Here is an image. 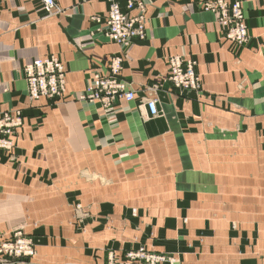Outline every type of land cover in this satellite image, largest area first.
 Listing matches in <instances>:
<instances>
[{
	"label": "crops",
	"instance_id": "1",
	"mask_svg": "<svg viewBox=\"0 0 264 264\" xmlns=\"http://www.w3.org/2000/svg\"><path fill=\"white\" fill-rule=\"evenodd\" d=\"M54 1L59 13L50 15L39 0H0V115H24L12 155L0 154V235L20 226L36 234L37 256L27 264H106L107 249L135 243L179 264H264V177L246 175L245 165L216 166L203 151L192 160L201 165L185 174L182 159L167 161L155 148L184 136L218 146L223 163L219 131L232 123L212 105L218 98L238 102L239 161L246 162L247 117L264 122V0H242L250 41L241 49L204 9L212 0L147 1L146 39L125 46L106 36L105 0ZM118 2L125 11L126 0ZM51 56L66 70L65 100L31 104L23 69ZM175 56L196 61L199 100L183 98L167 81ZM114 57L136 99H116L110 110L79 101L95 76L108 75ZM149 98L158 102V117L148 115ZM150 160L164 168L168 189L152 186L153 176L131 180ZM149 192L160 196L145 199ZM75 204L88 215L80 226Z\"/></svg>",
	"mask_w": 264,
	"mask_h": 264
},
{
	"label": "rangeland",
	"instance_id": "2",
	"mask_svg": "<svg viewBox=\"0 0 264 264\" xmlns=\"http://www.w3.org/2000/svg\"><path fill=\"white\" fill-rule=\"evenodd\" d=\"M245 19L246 21H248L246 17ZM223 37L226 40L225 33ZM226 41L229 42L233 47H236L237 49L246 47L250 41L249 27H248L247 41L243 45L233 44L228 40ZM51 57H55V56H51ZM47 58H40V59H47ZM55 58L59 61L57 57ZM32 63H30L29 65H31ZM59 63L61 64V73L63 74V78H64V81L60 89V95L54 97L53 99L40 98L39 100H32L30 99L27 90V99L31 104H35L37 102L44 100L47 102L48 107H56L64 102L66 96V70L64 65L60 61ZM24 69H23V74H24ZM196 69H197V65H196ZM197 77H198L199 86L196 91L192 90V88H185L183 90L181 88L175 87L171 82L168 81V77H167V81L173 86L174 89L178 91V93L183 98L194 101L196 99L199 100V93H201L202 91V81L198 73H197ZM24 81L26 83L25 74H24ZM91 82H89L85 92L77 97L79 101L100 103L104 109L110 110L113 108L112 106L116 99H124L122 93L110 94L108 92L104 93L105 96L99 100L91 98L89 96V88L92 85ZM26 89H27V84H26ZM151 99L153 98L147 99L146 102ZM211 101H212V105L216 108V110L220 114L224 115V118L222 120L225 122L229 121L230 123H232L231 129L226 128L225 130L219 131V133H221V135L226 139L225 141L226 144L223 145V150H224L223 157L225 158L223 160V163L218 161L219 160L218 158H220L217 151L218 146L216 145L210 146L207 144L204 146H198L197 144H195L194 141L193 142L195 145H193L190 143L189 141L190 139L184 136L183 138L185 139L181 143L179 141V144H175L171 147L158 145L155 147L156 150L160 151L161 154L165 153L167 161L169 160L168 157H170V159H174L176 157L182 159L184 165L183 169L185 174H187V172H189V174L192 173L193 169L197 168V165L199 166L201 165L193 162L192 160H194V157L196 156L198 157V155H200L197 153L198 151H203L202 156L204 154L205 156L211 157L214 154L216 159L214 163L216 166L222 164L225 168H229V163H230L231 169L233 168L238 169L239 165H245L246 175L264 177V122L263 124L260 122H256V115L254 114L248 115L247 126H246L247 143L245 145L246 162L244 163L242 162V160L240 162L239 158L240 157L242 158V156H244V151H243V155L241 154L240 156L238 137H239V133H244V132L242 131V128L241 129L239 128L238 118L235 117L237 115L236 111H238L239 109L238 102H231V103L222 102L223 100L221 101V99L218 98L212 99ZM146 102L144 104L145 106H146ZM157 106H158V102H157ZM247 109H249L248 105H247ZM17 112H19L21 115V119H20L21 126L20 128L14 129V135H12L10 139L11 145L5 146L0 144L1 155H7V156L12 155V152L14 150V137L16 136L18 130L21 129L24 125V115L21 110L3 113L9 116V115H14ZM225 113H229L230 118ZM158 116L159 114L156 117ZM218 117L219 116H216L217 120ZM188 118H190L188 121L191 122L194 120L193 118H195V116ZM233 123H234V127H233ZM183 131L184 134L185 133L192 134V132L196 133V130L193 129H185ZM227 141L230 143L229 145ZM229 156H230V161L228 162ZM158 165L160 164H158V162H155V160H150L149 162H147L146 170L144 171V173L141 176L135 177L131 180H134V182H144L146 181L147 178L153 176L150 177L153 179L147 180L148 182L154 181L155 185L152 186H155L157 189L159 188V190L161 191L168 189L167 186H165V182H167L168 178H166L165 176L166 174L164 173L165 172L164 168ZM172 175H174V173H172ZM158 176L161 178L157 179ZM141 186L142 185H140V187H137L136 189H140V188L144 190L150 189L147 188L146 186H142V187ZM182 190L185 191L186 189L182 188ZM144 195H145L144 196L145 199L154 196L157 197L160 196V194L156 195L151 192H149V194L147 195L146 194ZM74 209H75L74 225L80 226L84 224V221L86 220L88 215L84 212V209L81 204H75ZM132 213H134L135 216L134 218H136L138 213L137 209L133 210ZM105 252L107 255V257L105 258L106 264H179V259L174 255L163 252H156L153 249H150L145 245H141L139 243H135L131 247H126L119 250L107 249ZM36 256H37V243H36V234H34V232L29 233L26 231L25 227L20 226V227H16L9 233H4L0 235V264H27L30 261H32Z\"/></svg>",
	"mask_w": 264,
	"mask_h": 264
},
{
	"label": "built area",
	"instance_id": "3",
	"mask_svg": "<svg viewBox=\"0 0 264 264\" xmlns=\"http://www.w3.org/2000/svg\"><path fill=\"white\" fill-rule=\"evenodd\" d=\"M39 1L42 2L46 12L50 15L59 13L54 0ZM105 1L109 5L105 33L110 41L119 46H125L146 39L147 1L151 0H126L125 11L122 10L118 0ZM204 9L212 11L218 16V24L223 29L226 40L238 45H243L247 41L248 26L242 0L207 1ZM196 65L195 61L184 59L181 56L171 57L168 61V81L183 90L192 88L196 91L199 86ZM121 69V59L111 58L108 62V75H97L93 78L89 96L99 100L105 96L106 92L110 94L122 93L127 103L133 102L136 99L135 92L125 90L124 84L120 80ZM24 74L30 99H53L60 95L64 78L61 73V64L55 57L33 61L31 65L25 67ZM146 109L151 118L159 114L156 100H148ZM20 119L19 112L14 115L3 114L0 116L1 145H11L10 139L14 135V129L21 126Z\"/></svg>",
	"mask_w": 264,
	"mask_h": 264
}]
</instances>
